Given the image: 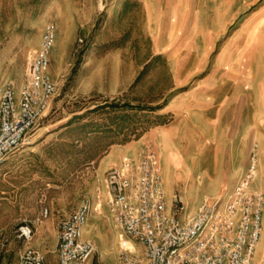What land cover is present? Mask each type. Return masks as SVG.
<instances>
[{"label": "rangeland", "instance_id": "1", "mask_svg": "<svg viewBox=\"0 0 264 264\" xmlns=\"http://www.w3.org/2000/svg\"><path fill=\"white\" fill-rule=\"evenodd\" d=\"M194 21L197 44L212 21L221 28L212 52L226 39L229 84L244 93L250 85L258 90L264 80V0H0V84L10 80L18 88L45 24L57 27L49 65L57 85L52 103L26 143L0 165V264H17L25 245L43 242L49 248L64 213L100 186L98 179L125 145L151 141L142 136L160 119L147 108L153 94L159 96L172 83L161 69L173 68L176 60L166 57L177 58L176 49L190 45ZM158 45L167 51L151 57ZM88 85L100 90L85 93ZM197 172L173 163L163 167L167 197L175 192L184 198L181 218L194 200L183 185L191 184ZM45 207L47 217L42 216ZM102 214L90 216L82 234L96 247L86 264H119V233L116 240L104 207ZM29 222L34 224L31 240L18 241L17 227ZM263 254L264 204L253 264ZM45 260L56 264L55 252Z\"/></svg>", "mask_w": 264, "mask_h": 264}, {"label": "built area", "instance_id": "2", "mask_svg": "<svg viewBox=\"0 0 264 264\" xmlns=\"http://www.w3.org/2000/svg\"><path fill=\"white\" fill-rule=\"evenodd\" d=\"M54 22L45 24L39 44L26 58L25 79L16 88L12 81L0 85V165L26 143L29 131L49 109L57 85L48 71L56 41ZM256 146L245 172L226 199L204 197L193 213L185 212L181 196L168 202L151 141L137 154L123 155L105 172V205L119 230V264H253L261 235L264 196L252 188L257 175ZM101 190L95 201L83 197L58 223L57 264H86L96 250L82 230L94 211H100ZM44 209L42 216H46ZM34 224L22 223L15 232L27 243ZM141 247V250L139 249ZM2 249L0 248V260ZM17 264H46L44 255L25 245ZM258 264H264V254Z\"/></svg>", "mask_w": 264, "mask_h": 264}, {"label": "crops", "instance_id": "3", "mask_svg": "<svg viewBox=\"0 0 264 264\" xmlns=\"http://www.w3.org/2000/svg\"><path fill=\"white\" fill-rule=\"evenodd\" d=\"M218 17L217 14L216 18ZM212 20H215V17ZM212 22L213 25L206 28L207 37L203 38L202 43L197 44L194 35L195 32H199V25L194 21L197 25L192 28L194 32L190 37L192 40L190 45L176 49L177 58L176 54L166 57L165 60H176L173 68L161 69L165 77H172V83L168 87H163L162 91L160 89L159 96L155 97L153 94L154 100L150 101L151 106L147 110L158 116L160 121L146 129L142 136L153 143L161 178H163L164 165L168 167L172 163L176 166L184 165L186 172L192 173L198 170L191 184L187 182L188 184L183 185V188L190 189L189 193L194 196L188 213H193L204 197L217 198L224 193L227 196L232 191L239 177L246 170L248 156L253 146H256L258 164L252 188L261 191L264 196V80L260 81L258 90H254L250 85L246 93L237 88V85L229 84L231 71L226 69V39L221 43L216 54L212 52L215 39L221 33V28L215 26V21ZM38 44L39 40L37 46ZM162 48L158 45L151 57L167 51V48H164V51ZM86 89L85 93L100 90L93 89L90 85ZM165 100L167 101L164 102ZM136 143L134 141L125 145L126 151L118 160L128 154L127 150L138 147L135 153H129L135 156L142 145L136 146ZM118 160L108 164L109 167ZM103 178L98 179L101 187L96 186L89 196L95 204L96 190L98 188L101 190L100 211H94L91 216H102V207H104L110 225L117 231L115 234L117 240L119 230L111 221L104 202ZM174 193L170 198L165 193L168 202H171ZM179 195L184 200L183 196ZM85 196L87 195H82L77 202H74L73 208L67 214L64 213L63 218L69 215ZM47 215L48 209L46 216L43 217ZM86 224L82 232L85 231ZM57 229L49 248L43 242H35V246H32L42 252L44 259L49 251L55 252Z\"/></svg>", "mask_w": 264, "mask_h": 264}]
</instances>
